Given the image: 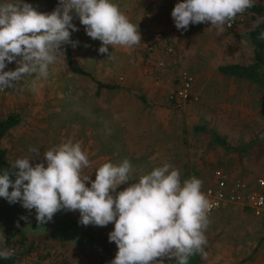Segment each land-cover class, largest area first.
<instances>
[{"label": "rangeland", "instance_id": "1", "mask_svg": "<svg viewBox=\"0 0 264 264\" xmlns=\"http://www.w3.org/2000/svg\"><path fill=\"white\" fill-rule=\"evenodd\" d=\"M24 2L44 13H50L58 4V0ZM112 3L139 26L142 42L138 46L109 48L111 57L100 54L101 42L91 39L79 19L74 18L79 30L72 33L71 39L79 43L75 48L62 46L65 57L50 66L47 78L27 76L14 88L0 91V117L10 113L21 116L20 124L3 140L9 166L17 158L30 156L31 147L38 148L41 156L30 163H40L44 151L72 139L81 143L92 161V167L84 170L91 180L103 163L119 164L124 159L131 162L133 175L147 174L170 163L180 170L182 182L193 176L201 179L202 191L215 182L219 167L236 178L264 177V89L218 71L221 64L253 61L251 25L222 34L194 25L183 31L175 27L171 17L173 0ZM164 42L173 47L172 52L165 47L162 51L160 45ZM67 51L89 76L70 71ZM154 51L160 55L152 54ZM16 67V62L9 63L5 71ZM181 70L193 75L197 98L179 105L170 97ZM98 82L116 88L99 89ZM216 134L227 139L229 148L214 142ZM136 182L138 178L120 185L117 192ZM225 209L209 212L204 252L217 247L219 238L225 255L215 261L226 264V236L236 235L238 241L234 236L233 246L239 247L240 251L234 252L240 257L239 264H264V217L226 216ZM79 219V211L62 210L52 221L32 227L33 222L37 223L34 209L29 212L19 203L10 204L0 198V236L6 238V244L0 247L11 249L13 244H7V239L19 240L26 234L30 237L26 249L36 241L30 257L48 259L50 264H110L118 251L108 239L114 224L83 226ZM43 234L54 236V242L44 240ZM204 256L196 254L192 259L203 264ZM165 264L175 262L165 260Z\"/></svg>", "mask_w": 264, "mask_h": 264}, {"label": "clouds", "instance_id": "2", "mask_svg": "<svg viewBox=\"0 0 264 264\" xmlns=\"http://www.w3.org/2000/svg\"><path fill=\"white\" fill-rule=\"evenodd\" d=\"M254 4L255 0H181L171 16L178 30L210 22V28L222 34L225 26L230 28L237 15ZM74 18L91 39L101 42L98 51L108 57L109 48L132 49L142 42L139 26L112 0H58L50 13L39 12L24 0H3L0 90L14 88L27 76L47 78L50 66L65 57L62 46L75 48L79 43L71 39L79 30ZM261 22L264 17L257 18L256 23ZM258 39L264 40V32ZM12 62L16 69L5 71ZM29 151L30 156L17 158L0 174V198L20 203L29 212L34 209L39 225L52 221L62 210L79 211L78 223L83 226L113 223L108 239L118 251L110 264H165V260L188 264L190 257L206 255L211 204L202 191L201 179L193 176L182 182L180 170L170 163L133 175L131 162L124 159L119 164L103 163L91 180L84 170L92 167V161L81 143L72 139L44 151L42 162L35 165L30 161L41 156L40 150L31 147ZM134 178L138 182L117 192L120 185ZM4 244L6 238L0 236V245ZM14 254V249L0 247V258Z\"/></svg>", "mask_w": 264, "mask_h": 264}, {"label": "trees", "instance_id": "3", "mask_svg": "<svg viewBox=\"0 0 264 264\" xmlns=\"http://www.w3.org/2000/svg\"><path fill=\"white\" fill-rule=\"evenodd\" d=\"M250 11L251 15L250 18L247 20V23H245V26L251 25L249 26V39L252 45L254 46L253 61L249 63L221 64L218 66V71L222 75L246 79L247 81L255 83L259 87L264 89V40L258 39L260 33L264 32V22H261L259 24L256 23L258 17H264V4H254V6L250 8ZM66 58L67 65L70 71L76 74L87 76L90 75L87 70L72 61V57L69 51H67ZM97 84L99 89L116 88V85L110 83L98 82ZM20 122L21 116L18 113H10L4 118L0 117V174H2L5 170H8L10 167L7 158L8 149L5 143L3 142L4 137L10 129L20 124ZM214 142L216 144L224 145L227 148H229L230 146V144L227 142V139L221 137L218 134L215 135ZM11 178L15 179L14 176ZM261 217H264V215ZM7 242V244H13V247L11 249L15 250V254L9 259L0 258V264H20L23 261L24 257L33 251V243L31 242L29 243V247L27 249L25 248V244L28 242V238L26 236H23L21 239L15 241L7 239Z\"/></svg>", "mask_w": 264, "mask_h": 264}, {"label": "built area", "instance_id": "4", "mask_svg": "<svg viewBox=\"0 0 264 264\" xmlns=\"http://www.w3.org/2000/svg\"><path fill=\"white\" fill-rule=\"evenodd\" d=\"M173 2L175 6L181 0H173ZM255 4H264V0H255ZM250 15V9L242 15L238 14L230 28L225 26V31H232L244 25ZM196 25L202 29L211 27L210 22ZM209 30L216 31L214 28ZM165 48L168 53L173 51V47L169 44H166ZM170 98L179 105L197 98L194 90V77L187 70H181L179 73L178 86L172 90ZM215 179L212 185L203 190L211 204L210 212L234 204L242 206L256 217L264 215V177H257L254 180L236 178L230 176L222 168H218L215 171Z\"/></svg>", "mask_w": 264, "mask_h": 264}, {"label": "crops", "instance_id": "5", "mask_svg": "<svg viewBox=\"0 0 264 264\" xmlns=\"http://www.w3.org/2000/svg\"><path fill=\"white\" fill-rule=\"evenodd\" d=\"M174 3V2H173ZM172 17V16H171ZM196 28H200V27H198L197 25H194ZM156 38H155V41H154V43L156 42ZM165 45H166V43L164 42V43H161V45H160V48L162 49V51H164V47H165ZM153 46L155 47V45L153 44ZM163 46V47H162ZM157 49V48H156ZM155 49V51H157ZM153 52L152 54H157V55H160V54H158L157 52ZM156 56V55H155ZM230 63H232V62H230ZM167 72H169V70H166ZM166 73V72H165ZM222 75V74H221ZM223 76H225L226 77V75H223ZM230 77H232V76H230ZM223 88V90H226V87L224 86V87H222ZM257 177H263V176H261V175H256L255 177H251V179H248V180H254V179H256ZM20 204V203H19ZM21 205V204H20ZM226 207V209L224 210V211H226V216H237V217H239V218H244V219H247V216L248 215H252L250 212H248L245 208H243L242 206H240V205H227V206H225ZM221 208V207H220ZM222 212V211H221ZM253 216V215H252ZM255 218H258V219H262V217H256L255 216ZM37 222V221H36ZM49 226H51L52 225V223L51 224H48ZM32 227H39L40 225L38 224V223H35V222H33L32 223V225H31ZM23 234V233H22ZM24 235V234H23ZM23 235H21V237L19 238V239H21L22 237H23ZM45 237H46V239H44V240H52L53 242H54V239H55V237L54 236H49L48 234H43ZM24 236H26L27 238H30V237H28V235H24ZM228 236H230V235H228ZM228 236H226V264H239L240 263V260H239V256H238V253L235 255L234 254V252H236V251H238L239 250V247H235V246H233V244H234V242H235V237L234 236H236V235H234L232 238H228ZM213 237H215V235L213 234ZM43 237H41V239H42ZM217 239V244H216V246L217 247H215V248H213V249H211L210 251H208V253L206 254V256H204L205 257V260L203 261V264H219V263H217L215 260H217L219 257H224V252L223 251H225V247H224V245H223V243L221 244L220 243V239L219 238H216ZM12 240V239H11ZM29 240V239H28ZM31 240V239H30ZM236 240L238 241V238H237V236H236ZM32 243H34V242H36V241H31ZM54 244V243H53ZM210 248H212L211 246H209ZM228 251L230 252V253H228ZM240 251V250H239ZM33 253V251L30 253V254H32ZM30 254H28V255H26L25 257H24V259H23V261L20 263V264H50L49 263V261H48V259H45V258H39V257H30ZM195 256V255H194ZM217 256V257H216ZM234 257V258H233ZM214 259V260H213ZM190 264H197V261H195L196 259H195V257H194V260L192 259V257H190ZM194 261V262H193ZM202 264V263H201Z\"/></svg>", "mask_w": 264, "mask_h": 264}]
</instances>
